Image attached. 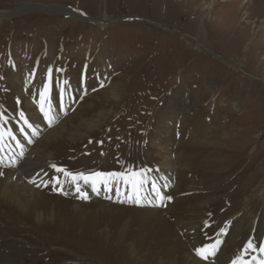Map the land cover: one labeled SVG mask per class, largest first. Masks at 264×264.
I'll return each mask as SVG.
<instances>
[{"label":"rangeland","instance_id":"rangeland-1","mask_svg":"<svg viewBox=\"0 0 264 264\" xmlns=\"http://www.w3.org/2000/svg\"><path fill=\"white\" fill-rule=\"evenodd\" d=\"M25 5H29L25 13L0 20V110L5 106V93L9 94L15 82L22 89L26 86L13 81L12 70L19 66L18 74L23 77L20 72L33 59L46 58L52 49V37L58 36L67 44L65 49L53 47L55 53L50 61L55 69L64 66L77 87L85 73L86 81L90 80L96 89L102 82L103 86L119 85L122 90L123 99L112 114L103 140L89 145L103 149L94 170L114 156L108 145L115 144V151L123 156L131 144L148 146L154 133L163 140L173 136L174 147L201 141L212 144L208 154L200 155L198 149V156L192 159L194 164L204 165L206 172L219 176L220 181L232 180L235 187L228 195L233 200L241 189L259 184L264 175V0H217L215 5L213 0H0V14L16 13ZM32 6L56 10L47 12ZM57 8L74 10L90 20L76 21ZM244 12L246 20L242 19ZM96 66L107 68L102 77L100 72L94 74ZM38 90L29 89L33 95ZM51 97L53 93L49 92L47 98ZM163 108L166 110L160 114ZM173 109L180 112L177 117ZM9 118L16 120L12 114ZM154 119L158 120L157 126ZM43 130L42 126L40 131L26 132H37L41 137ZM213 132L210 143L211 139H207ZM163 146L172 149L171 142ZM134 166L135 163L130 170L122 169L121 174L133 176ZM136 172L138 178L146 174ZM153 177L150 174L148 178ZM249 207L260 218L264 214V196ZM240 209L244 207L236 211ZM238 213L234 220L237 227L245 228L241 239L246 247L248 241L256 249L264 247L262 227L256 226L249 233L248 220L242 211ZM244 220L247 223L243 224ZM229 222L232 227L230 219ZM24 235L19 238L28 244L15 255L14 264H74L75 256L117 264L86 242L36 231ZM218 239L223 246V238L215 240ZM248 252L250 261L244 259L247 264L264 261V253L259 250Z\"/></svg>","mask_w":264,"mask_h":264},{"label":"bare ground","instance_id":"bare-ground-1","mask_svg":"<svg viewBox=\"0 0 264 264\" xmlns=\"http://www.w3.org/2000/svg\"><path fill=\"white\" fill-rule=\"evenodd\" d=\"M216 3L217 0H213V5ZM26 6L29 5L18 9L16 13H1L0 20L25 13L28 9ZM32 8L47 12L56 10L55 7ZM57 9L60 13L69 14L76 21L90 20L74 10ZM242 15V19L246 20L247 13ZM91 22L105 25L100 20ZM49 44L52 49L46 56L47 59H33L29 66L20 72L23 77L18 74L19 66L12 70L15 79L13 81H21L26 86L22 89L21 84L15 82L9 94L5 93L3 111L7 115L0 118L2 159L10 158L11 154L16 152V147L22 142L21 133L28 135V132L36 131L31 119L41 122L39 93L43 91L45 83H49V92L53 93V98L48 99L46 96L45 110L50 108V113H56L60 123L57 122L52 127H49V123L43 125L42 135L31 149L29 148L26 159L17 168L5 170L2 175L0 172V264H14L17 254L28 244L19 236L28 235L31 231L51 234L55 238H65L69 241L86 242L88 246L99 249L107 259L114 260L117 264H232L241 256L243 260L250 261V258H247L249 252L243 255L246 243L241 239V235L245 228L243 225L236 226L234 215L242 211L248 220V223L247 220L242 223H247L249 233L258 226L262 227L264 236V214L259 218L257 214L251 213L249 207L255 200H263L264 175L258 185L252 189H241L236 200H233L228 193L233 190L235 183L229 179L220 181L219 176L210 171L206 172L204 165L194 164L192 159L198 156V149L200 155L208 154L212 144L201 141L199 144L181 143L174 147L173 136L163 140L154 133H151L148 146L141 145L142 147L138 148L131 144L123 156L115 151V144L108 145L114 156L102 164L103 167L94 170V163L100 159L103 149H94L89 145L91 141L103 140L112 114L123 99L122 90L119 85L114 84L96 89L90 80L86 81L85 73L81 75L77 87L76 81L71 82V76L64 71V66L61 70L58 67L55 69L54 63L50 61L55 53L53 47L64 48L67 43H63L58 36H53ZM63 59L69 61L66 57ZM59 60L60 58L56 62ZM97 62L103 61L97 59ZM85 66L89 67L88 64ZM65 68H69L66 63ZM49 69L52 70L51 82L48 78ZM106 70L107 68L96 66L94 74L98 75L100 72L99 76L102 77L103 71ZM24 71H27L26 75ZM68 81L70 83H67ZM52 82H55L53 87L50 85ZM101 84L103 83L100 82L99 85ZM29 89L40 90L38 94L33 95ZM17 100L20 103H17ZM165 110L163 108L160 114ZM21 112L24 113L23 118L20 116ZM59 112L62 116L58 115ZM171 113L168 119H171ZM11 114L16 120L9 118ZM179 114L180 112L173 109L175 117ZM186 117L187 114L184 119ZM25 120L28 123H25ZM154 120L157 126L158 120ZM19 124L23 127L21 130ZM29 124L32 127H29ZM14 129L19 130V133L13 132ZM35 134L40 135L37 132ZM212 135L214 132L207 139H211L210 143ZM169 142L172 149L163 146V143ZM214 146L220 147L219 144ZM133 163L134 173L146 172L134 182L130 173L108 175L105 178L95 176L90 179L92 184L105 185L101 193L105 194L106 198L117 200L121 197V201H116L117 204L97 198L84 203L77 201L76 195L57 196L50 189L35 188L43 176L51 179L54 174L51 168L53 165L64 166L67 171L86 172L85 176H88L98 170L106 174H121L124 168L130 170ZM4 164L7 165V160H4ZM37 172H41L40 176H36ZM150 174L155 177L148 178ZM33 180H36L35 184L32 183ZM153 183L164 194L173 197L171 201L166 202L167 207L149 209V201L156 205ZM135 191L140 193L141 204L135 202ZM235 207L244 209L236 211ZM229 219L232 221V227L229 225ZM216 238H223V246L221 244L218 247L215 256L209 255L207 260H202L195 249L210 245ZM86 261L101 264L90 258L74 257V264H85Z\"/></svg>","mask_w":264,"mask_h":264},{"label":"snow or ice","instance_id":"snow-or-ice-1","mask_svg":"<svg viewBox=\"0 0 264 264\" xmlns=\"http://www.w3.org/2000/svg\"><path fill=\"white\" fill-rule=\"evenodd\" d=\"M13 66H14V64H13ZM48 78H49V82H51V78H52V70L51 69L48 70ZM0 79H2V77H0ZM101 87H103V84H101ZM5 91H7V89H5ZM48 92H49V83H45L43 91H41L39 93V106H40V111L44 113L45 117L48 119L49 126H51L52 125V121H53L54 118L50 115V108H49V110L46 111L45 107H44V101L46 100V96H47ZM17 103H20V101L17 100ZM0 108H2V105H0ZM3 116H4V112L0 111V118H2ZM20 116L23 118L24 117V113L21 112ZM25 123H28L27 120H25ZM28 126L32 127L30 124ZM29 143H32L31 139H29ZM20 155L23 156V152H21ZM53 167H56V166L53 165ZM57 170L61 171V172L64 171L63 169H57ZM69 175H71V173H69ZM78 175H79L80 178L84 179L85 182H89V180L92 178L90 176H85L83 173H80ZM104 175L118 176V175H123V174H119V173H109V174L94 173V174H92V176H104ZM32 183L35 184L36 181L33 180ZM37 186H39V185H37ZM45 186H47V184H45ZM165 187H166V185H165ZM152 188H153V191L155 193L156 206L167 207V203L166 202L167 201H171L173 199V197L171 195L164 194L160 190V188H158L155 185V183L152 184ZM60 190L62 191V189H60ZM77 191L78 192L80 191L79 187H77ZM81 195H82V198H87L86 193H82ZM135 202L139 203L140 201H139V199H136ZM149 203H153V201H149ZM222 231H224V230H222ZM219 243H221V241H217V243L215 245L210 246L212 248V251H211L210 255L215 256L216 251L218 250V244ZM208 247L209 246H204L202 248L196 249L197 255L201 256L204 260H207L209 258V255L206 254V250H207ZM250 249L253 250V251L256 250V248H255V246H254L252 241H248L247 247L243 250V255H247V253H248V251ZM259 251L264 253V247H261L259 249ZM232 264H247V262L244 261L243 257L241 256V257H238L236 260H234L232 262ZM261 264H264V261H261Z\"/></svg>","mask_w":264,"mask_h":264}]
</instances>
